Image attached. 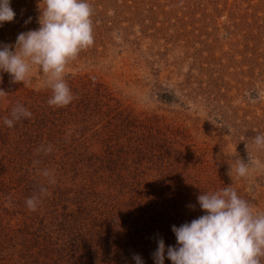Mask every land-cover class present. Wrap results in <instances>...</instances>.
Here are the masks:
<instances>
[{
  "label": "rangeland",
  "instance_id": "rangeland-1",
  "mask_svg": "<svg viewBox=\"0 0 264 264\" xmlns=\"http://www.w3.org/2000/svg\"><path fill=\"white\" fill-rule=\"evenodd\" d=\"M88 3L94 43L65 68L68 106L48 104L35 66L24 84L0 71V264L64 262L58 251L73 234L60 232L63 216L90 221L93 247L77 264H135L134 255L155 264L157 241L175 246L172 226L204 214L200 194L231 185L264 212V148L254 144L264 134V0ZM10 6L16 16L0 25V45L38 29L44 8ZM18 103L32 116L9 128ZM239 158L245 178L234 171ZM41 186L31 211L26 199Z\"/></svg>",
  "mask_w": 264,
  "mask_h": 264
},
{
  "label": "clouds",
  "instance_id": "clouds-1",
  "mask_svg": "<svg viewBox=\"0 0 264 264\" xmlns=\"http://www.w3.org/2000/svg\"><path fill=\"white\" fill-rule=\"evenodd\" d=\"M43 4L38 29L19 33L14 45H0V71L8 73L14 83L24 84L29 82V73L35 66L44 74V85L51 91L48 104L65 107L74 97L64 71L81 50L94 43L93 8L88 0H43ZM15 16L10 0H0V25L13 22ZM0 95L6 93L0 90ZM31 116L32 113L18 103L11 111V118L5 117L3 122L12 128L16 122ZM254 144L264 148V134L256 135ZM51 151L50 144L37 149L38 154L46 155ZM234 171L240 178L247 177L248 163L239 158ZM41 175L51 182L50 170H42ZM46 191L41 186L39 194L26 199L29 210L37 209L40 195ZM197 203L204 214L179 227L172 226L175 246L166 249L162 238L157 241L152 253L155 264H164L165 253L172 264H262L264 212L254 211L231 185L200 194ZM133 259L135 264H144L139 255H134Z\"/></svg>",
  "mask_w": 264,
  "mask_h": 264
},
{
  "label": "trees",
  "instance_id": "trees-1",
  "mask_svg": "<svg viewBox=\"0 0 264 264\" xmlns=\"http://www.w3.org/2000/svg\"><path fill=\"white\" fill-rule=\"evenodd\" d=\"M101 162H102V164H103V162L106 163L105 169L108 170V171H109V168H107V167L108 166L111 167V165H113L112 162H109L107 160H105V161L102 160ZM65 216L70 217V215H65ZM72 220L73 221H71L70 218L65 219L64 216H63L62 218H60V220H59V222L57 224L60 232L64 233V235H67V233L70 230V233H72L73 236H74V237L71 236L69 238V241L68 242H65L64 247H62L58 251V254H59L58 255V258L61 259L64 262H49L47 260V262H39V264H62V263H67L68 264V262H69V264H77V262H84V261H86L87 258L85 259V256L82 254V252H85L88 249H90L91 247H93V244H91L92 243L91 236L86 231L87 222H90V221H88L89 218H88V220L86 219L87 222H86L85 219H73L72 218ZM112 235H117V234H115V233L112 232ZM93 236H99V235H97L94 232V235ZM65 240H68V239H65ZM105 240L107 242L109 240V238L107 239L104 236H101L102 246L105 244ZM82 244H85V245L84 246H81ZM107 244H108V242H107ZM98 247H99V245H98ZM55 251H56L55 245L51 246L49 252H53V254H54V253L57 252V251L56 252ZM93 253H91V251L89 252V254H90L89 255L90 261H91V258L93 257ZM33 255H36L37 256V254H35V253H33ZM29 256H30V254H29ZM51 256H53V255H51ZM31 258L34 259L33 256H31ZM36 262H37V260H36Z\"/></svg>",
  "mask_w": 264,
  "mask_h": 264
}]
</instances>
